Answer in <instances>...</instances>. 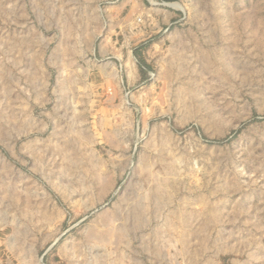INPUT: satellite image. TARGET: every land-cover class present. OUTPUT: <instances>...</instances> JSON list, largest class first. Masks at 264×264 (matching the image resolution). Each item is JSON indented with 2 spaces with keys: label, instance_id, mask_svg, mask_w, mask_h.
<instances>
[{
  "label": "rangeland",
  "instance_id": "1",
  "mask_svg": "<svg viewBox=\"0 0 264 264\" xmlns=\"http://www.w3.org/2000/svg\"><path fill=\"white\" fill-rule=\"evenodd\" d=\"M0 264H264V0H0Z\"/></svg>",
  "mask_w": 264,
  "mask_h": 264
},
{
  "label": "crops",
  "instance_id": "2",
  "mask_svg": "<svg viewBox=\"0 0 264 264\" xmlns=\"http://www.w3.org/2000/svg\"><path fill=\"white\" fill-rule=\"evenodd\" d=\"M170 16H171V14H170ZM134 49H133V51L136 52V49L135 50ZM117 60H118L117 58H114L113 60H110V61L107 62V66L106 67L103 66V68H102L103 72H102L101 75L103 77H106L105 79H112V80L115 79L116 71L114 70V68H115L114 65L116 66ZM132 65H133V63H132V61H130L128 67L132 68L133 67ZM138 66H137V72L135 73V75H137L138 79H143L144 75H145V71L142 70L143 66H141V65H138ZM125 83H126V86L128 87L129 86V84H128L129 83V73L127 71H126Z\"/></svg>",
  "mask_w": 264,
  "mask_h": 264
},
{
  "label": "bare ground",
  "instance_id": "3",
  "mask_svg": "<svg viewBox=\"0 0 264 264\" xmlns=\"http://www.w3.org/2000/svg\"><path fill=\"white\" fill-rule=\"evenodd\" d=\"M175 5H177V4H175Z\"/></svg>",
  "mask_w": 264,
  "mask_h": 264
}]
</instances>
